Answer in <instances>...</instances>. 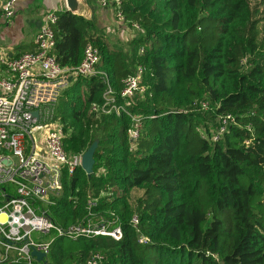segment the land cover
<instances>
[{"label":"trees","instance_id":"16d2710c","mask_svg":"<svg viewBox=\"0 0 264 264\" xmlns=\"http://www.w3.org/2000/svg\"><path fill=\"white\" fill-rule=\"evenodd\" d=\"M122 8L142 28L130 42L59 11L54 53L77 68L93 43L121 103L122 80L145 67L147 91L128 107L144 117L141 136L131 149L130 114L91 111L104 103L102 75L74 76L56 119L68 152L98 141L95 164L91 174L64 169L49 215L65 229L104 220L123 236H55L46 264H87L95 254L99 264H264V0H123ZM229 114L236 121L212 141Z\"/></svg>","mask_w":264,"mask_h":264},{"label":"built area","instance_id":"2783aa9c","mask_svg":"<svg viewBox=\"0 0 264 264\" xmlns=\"http://www.w3.org/2000/svg\"><path fill=\"white\" fill-rule=\"evenodd\" d=\"M102 8H113V13L123 24V32L129 35L142 31L134 22L129 24L123 12V0H95ZM18 0H0V12L5 20L15 16ZM59 11L48 10L35 39L36 52H26L13 56L0 52V264H46L51 253L55 236L73 239L81 235H109L116 240L123 236L121 226L113 229L104 220L93 223L88 217L68 228L57 225L49 215L50 207L55 203L63 189L64 169L73 174L82 165L83 153L68 152L64 146V128L56 119V108L61 92L69 86L74 76L102 75L107 84L104 103L93 105L96 114L121 115L128 113V107L137 95L147 91L143 84L145 67L138 66L133 74L122 80L118 102L116 91L112 88L109 76L99 71L101 60L99 49L88 42L84 58L77 68L62 67L56 58L55 25ZM119 27V26H118ZM134 32V33H133ZM136 36V35H135ZM144 52L142 48L140 50ZM202 108H208L203 102ZM38 112V116H35ZM133 125L128 131L131 149L137 147L144 125V117L130 114ZM236 121L232 115L221 117V126L213 135L212 141H218ZM252 130V125L247 126ZM44 134L43 144L36 134ZM250 141H246L248 145ZM93 203H90V206ZM132 224L138 229L139 217L134 215ZM139 230V229H138ZM40 233L39 240L33 237ZM149 241L141 236L140 243ZM45 254L42 261L32 255L33 250ZM101 254H95L87 264H99Z\"/></svg>","mask_w":264,"mask_h":264},{"label":"crops","instance_id":"0c3cea01","mask_svg":"<svg viewBox=\"0 0 264 264\" xmlns=\"http://www.w3.org/2000/svg\"><path fill=\"white\" fill-rule=\"evenodd\" d=\"M82 3H85V5L81 14L90 19L97 18L102 25L104 14H107L106 8L101 7V15L97 14L98 17H95L96 10L93 9L89 1L84 0ZM54 9L69 10L67 1L18 0L15 16L11 20H5L0 12V46L3 45L9 50L14 49L13 52L9 53L13 56L31 52L32 49L36 50L35 37L43 23L44 14L46 11ZM27 28L30 31L28 36L25 34ZM20 46L22 47L18 48ZM16 49L18 52H16Z\"/></svg>","mask_w":264,"mask_h":264},{"label":"rangeland","instance_id":"374dc122","mask_svg":"<svg viewBox=\"0 0 264 264\" xmlns=\"http://www.w3.org/2000/svg\"><path fill=\"white\" fill-rule=\"evenodd\" d=\"M81 1H84V0H81ZM88 1L92 5L93 9L96 10V13H95L96 16L95 17H98L97 14L101 15V6L95 0H88ZM85 3H86V1H85ZM85 3L83 4V10H84ZM106 13L107 14H104L102 25H101V23L99 22V20L97 18H94V19H96L99 22V25H101L102 27H104V29H106V33H107L108 37L111 39V41H113V42L120 41L121 43H128V42H130L133 39V37L135 35L139 34V33H135V35L134 34L133 35H129V34L124 33L123 30H122L123 29V27H122L123 24H120L119 21H117L115 15L113 13V8L112 7L107 8L106 9ZM25 34L27 36L30 34V31L28 30V28L25 30ZM35 39H36V37H35ZM1 46H0V52L11 53V52L14 51V49L13 50H9L7 47H5L3 45H1ZM16 52H18L17 49H16ZM60 96H61V94H60ZM60 96H59V98H60ZM44 134H46V132L42 133L41 137H40V132L36 134V137L40 138V144L41 145L43 144L42 137H44ZM201 134L203 135V133H201ZM141 194L142 193L140 192L139 197L141 196ZM39 236H40V233H38V232H35L33 234V237L36 240H39Z\"/></svg>","mask_w":264,"mask_h":264},{"label":"water","instance_id":"95a60500","mask_svg":"<svg viewBox=\"0 0 264 264\" xmlns=\"http://www.w3.org/2000/svg\"><path fill=\"white\" fill-rule=\"evenodd\" d=\"M68 9L74 14L81 15V11L83 9V3L81 0H66ZM35 116H38V112L34 113ZM98 147V141L94 142L89 149L83 153L82 156V168L86 171L87 174L93 173V167L95 164L94 154ZM32 255L37 258L38 261H42L45 257L44 253H41L37 250L32 251Z\"/></svg>","mask_w":264,"mask_h":264}]
</instances>
